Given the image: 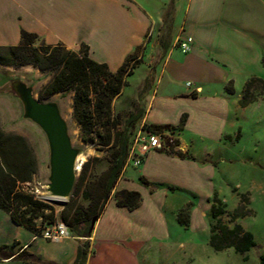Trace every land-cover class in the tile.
I'll use <instances>...</instances> for the list:
<instances>
[{
    "label": "crops",
    "instance_id": "obj_1",
    "mask_svg": "<svg viewBox=\"0 0 264 264\" xmlns=\"http://www.w3.org/2000/svg\"><path fill=\"white\" fill-rule=\"evenodd\" d=\"M49 1V7L47 0H40L34 8L27 9L14 0L16 16L0 18V46L18 45L21 31L26 30L39 35L48 45L62 43L76 52L85 44L91 58L106 63L113 72L142 47L140 66L150 67L154 74L142 80L152 88L145 94L148 103L141 126H176L183 114L188 115L183 133L174 136L178 141L176 151L192 159L165 151L150 153L140 166L136 188L131 186L126 167L114 192H139L141 206L130 211L118 207L112 197L89 238L86 264H155L150 254L153 246H165V185H173L178 191L190 189L171 182V175L165 174L166 162H193L190 165L195 167L218 164L209 155L199 157L186 140L184 133L194 123L193 110L174 111L177 118L172 121L164 119V112L171 101L177 100L193 106L205 102L202 113L210 107L227 115L233 108L237 113L250 108L241 107L239 101L250 78L264 80V0ZM9 2L1 0L0 7ZM188 37L193 43L191 51L184 54L178 40ZM185 78L192 81L191 88L187 87L189 82L186 85L191 91L176 90V84ZM229 85L234 94L226 91ZM216 87L220 88L217 92ZM142 178L151 185L144 184ZM180 210L174 211L176 221ZM60 211L57 209V213ZM193 218L191 215V224ZM4 246H15L14 256L0 259V264H26L15 259L24 250L45 261L74 264L79 241L72 234L58 242L37 237L0 209V248ZM161 263L165 264L164 256L158 261Z\"/></svg>",
    "mask_w": 264,
    "mask_h": 264
},
{
    "label": "rangeland",
    "instance_id": "obj_2",
    "mask_svg": "<svg viewBox=\"0 0 264 264\" xmlns=\"http://www.w3.org/2000/svg\"><path fill=\"white\" fill-rule=\"evenodd\" d=\"M13 1L2 3L0 18L16 16ZM17 1L25 4L27 9L40 3V0ZM46 6H50L49 0ZM36 45L41 44L38 42ZM153 74L151 68L145 65L135 69L134 74L128 78V86L113 102V115L119 118L123 127L133 116L144 113L148 103L145 94L152 86L142 80L148 76L152 78ZM53 75L51 72L43 73L31 65H0V128L6 133L24 137L34 152L37 172L31 182L22 184L23 190L34 193L56 209H62L61 203L49 200V147L46 136L36 124L24 118L23 104L11 89L12 83L20 81L32 88L35 97L39 99L40 92L51 82ZM182 80L176 84V90L190 92L191 89H187L186 85L188 82L192 84L191 79ZM214 90L217 92L220 88ZM73 96L74 93L69 91L56 94L43 102L53 101L59 105L68 124L73 147L80 150L79 158H85L76 181L89 160L90 175L96 178L108 167L111 150L82 141L81 127L74 118ZM171 102L164 112V119L176 120L174 111L179 112L182 108L193 110L194 123L184 133L186 140L199 157L209 155L218 164H195V167L190 165L193 162H183L181 165L166 162L165 174L171 175V182L190 189L178 191L177 187V190L171 189L173 185H165V246H153L150 254L155 264H158L162 256L165 264H261L260 258L264 256V97L250 104L247 110L237 113L233 108L228 115L216 107H210L209 111L202 113L201 108L205 102H196L194 106L183 100ZM133 124V133H137L142 122ZM127 171L131 175V186L136 188L140 181V166L135 167L128 160ZM243 195L250 200L247 209L251 214L239 218L237 224L254 235L256 246L244 254L236 253L234 249L216 252L209 245L210 233L207 232L212 222L209 199L217 196L226 205L227 212H234L240 207ZM79 201L87 203L81 198ZM69 202L70 197L64 205ZM191 202L194 205L190 213L194 218L191 226L186 228L177 223L174 211L183 210ZM223 221L230 227L234 226L228 215L223 216Z\"/></svg>",
    "mask_w": 264,
    "mask_h": 264
},
{
    "label": "trees",
    "instance_id": "obj_3",
    "mask_svg": "<svg viewBox=\"0 0 264 264\" xmlns=\"http://www.w3.org/2000/svg\"><path fill=\"white\" fill-rule=\"evenodd\" d=\"M40 42V46L36 44ZM89 47L82 44L79 51L68 50L64 44L48 45L39 35L21 31L20 42L16 46H0V65L22 67L31 65L43 73H53L51 82L40 92V101L72 91L74 118L81 127V139L84 143L109 148L111 153L108 167L99 177H92L89 171L90 160L84 165L82 173L76 181L70 196V202L59 213L51 203L43 201L34 193L21 187L31 182L37 172V161L27 140L15 134L6 133L0 128V209L11 216L13 222L24 227L35 236H42L44 230L58 222L65 223L72 236L79 241L74 264H86L91 237V223L103 214L106 205L113 197L116 205L130 211L137 210L142 202V195L137 191L114 192L128 164L133 144L134 122H142L145 112L133 116L126 125L114 117L112 105L128 86V78L134 74L142 63L138 60L142 47L130 54L123 65L115 72L106 63L95 61L90 56ZM234 94L231 85L226 88ZM264 97V80L250 78L244 87L239 101L246 108L259 98ZM188 121L183 114L178 125H149L144 127L154 133H181ZM178 141L176 140V144ZM181 158L192 159L178 151H167ZM98 161V159H94ZM142 182L151 185L142 178ZM156 186V185H155ZM172 190H177L171 187ZM87 202L81 203L79 199ZM211 218L209 245L216 252L234 249L236 253H247L256 246L254 235L237 224L239 218L251 214L247 209L250 200L241 196V205L234 212H227L226 205L217 196L209 199ZM191 202L177 214L181 226L189 227L191 223ZM228 215L233 227L225 224L223 216ZM15 246L0 248V259H10ZM26 264H56L45 261L41 257L22 251L15 258ZM264 264V256L260 258Z\"/></svg>",
    "mask_w": 264,
    "mask_h": 264
},
{
    "label": "water",
    "instance_id": "obj_4",
    "mask_svg": "<svg viewBox=\"0 0 264 264\" xmlns=\"http://www.w3.org/2000/svg\"><path fill=\"white\" fill-rule=\"evenodd\" d=\"M11 89L23 104L24 118L36 124L46 136L49 147V200L64 207L76 184L80 150L73 147L68 124L56 102L40 101L33 89L20 81L12 83ZM97 220V217L92 220L91 232Z\"/></svg>",
    "mask_w": 264,
    "mask_h": 264
},
{
    "label": "built area",
    "instance_id": "obj_5",
    "mask_svg": "<svg viewBox=\"0 0 264 264\" xmlns=\"http://www.w3.org/2000/svg\"><path fill=\"white\" fill-rule=\"evenodd\" d=\"M193 39L188 37L186 39H179L178 46L184 54L191 51ZM191 88L192 85L188 84ZM176 138L171 133H154L147 130L144 125L138 130L134 136L133 144L129 154V163H133L135 167L141 166L148 155L156 151H176ZM48 241L58 242L63 239L71 237V232L68 226L63 222H58L47 227L42 236Z\"/></svg>",
    "mask_w": 264,
    "mask_h": 264
},
{
    "label": "bare ground",
    "instance_id": "obj_6",
    "mask_svg": "<svg viewBox=\"0 0 264 264\" xmlns=\"http://www.w3.org/2000/svg\"><path fill=\"white\" fill-rule=\"evenodd\" d=\"M85 162V158L84 157H81L78 159V163H77V169H78V172L81 171V166L82 164Z\"/></svg>",
    "mask_w": 264,
    "mask_h": 264
}]
</instances>
